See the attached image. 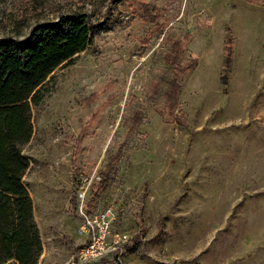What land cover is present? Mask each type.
<instances>
[{"label":"rangeland","instance_id":"obj_1","mask_svg":"<svg viewBox=\"0 0 264 264\" xmlns=\"http://www.w3.org/2000/svg\"><path fill=\"white\" fill-rule=\"evenodd\" d=\"M76 12L96 31L53 72L23 149L37 264H70L84 240L71 198L115 154L88 211L113 205V231L130 240L122 262L89 264H264V0H0V37L24 40ZM176 37L183 62L198 58L180 83L184 126L166 122L156 112L164 97L147 92L153 74L169 73L163 56Z\"/></svg>","mask_w":264,"mask_h":264},{"label":"trees","instance_id":"obj_2","mask_svg":"<svg viewBox=\"0 0 264 264\" xmlns=\"http://www.w3.org/2000/svg\"><path fill=\"white\" fill-rule=\"evenodd\" d=\"M96 25L90 15L76 12L58 23L38 25L24 40L0 37V264H37L43 251L40 230L34 217L33 199L23 177L30 167L24 147L31 141L33 109L44 100L53 72L71 63L83 52ZM187 38L188 35L186 36ZM233 39L227 40L224 51V70L231 69ZM184 41L172 39L163 56L169 73H155L147 85L151 97L162 95L163 108L156 112L166 122L185 125V115L179 110L181 81L198 65V58L182 61ZM227 83V75L222 76ZM97 94L88 100L93 101ZM143 120L141 111L130 119L129 130ZM119 155L112 156L95 188L101 189L115 170ZM75 164V158H73ZM76 200L75 195L71 201Z\"/></svg>","mask_w":264,"mask_h":264},{"label":"built area","instance_id":"obj_3","mask_svg":"<svg viewBox=\"0 0 264 264\" xmlns=\"http://www.w3.org/2000/svg\"><path fill=\"white\" fill-rule=\"evenodd\" d=\"M101 179L98 170L83 177L75 191L80 216L79 234L84 238L81 246L72 254L70 264H89L106 258L122 262L130 237L125 232H114L117 211L113 205L100 212L88 211L87 200L94 182Z\"/></svg>","mask_w":264,"mask_h":264}]
</instances>
